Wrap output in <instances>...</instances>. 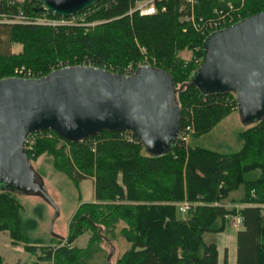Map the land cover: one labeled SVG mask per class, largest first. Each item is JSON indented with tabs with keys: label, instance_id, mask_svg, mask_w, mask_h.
<instances>
[{
	"label": "trees",
	"instance_id": "obj_1",
	"mask_svg": "<svg viewBox=\"0 0 264 264\" xmlns=\"http://www.w3.org/2000/svg\"><path fill=\"white\" fill-rule=\"evenodd\" d=\"M31 1L36 7L26 12L39 14V4ZM136 1L99 0L76 14L84 19L73 25L0 22V79L41 77L62 66L79 64L123 74L126 65L146 56L155 67L169 72L175 87L183 85L176 94L182 124L187 110L194 113V131L188 141L177 140L170 151L152 154L140 141L125 140L122 132L103 130L70 142L45 130L53 137L37 139L33 150L25 153L29 160L48 156L54 170L74 182L94 178L96 202L82 204L80 209L94 231L90 244L117 235L128 243L115 264H218L217 244L204 236L223 232L229 216L241 218L236 264H264V118L236 134L240 147L235 151L194 144L238 110L235 95H205L188 85L203 60L207 35L185 20L190 8L185 0H155L158 10L148 16L128 13ZM227 2L236 9L237 20L264 10V0H196L194 12L213 17L214 9L226 11ZM13 44L21 49L12 52ZM184 50L193 53L190 59L180 56ZM197 58L202 59L198 64ZM182 201L189 202L190 208L185 217H178L176 203ZM226 201L240 207H227ZM22 209L13 192L0 191V231H7L12 242H27V230L36 225L33 219L23 220ZM40 251L50 264H85L89 254L75 246L41 245ZM222 264H227V249Z\"/></svg>",
	"mask_w": 264,
	"mask_h": 264
},
{
	"label": "water",
	"instance_id": "obj_2",
	"mask_svg": "<svg viewBox=\"0 0 264 264\" xmlns=\"http://www.w3.org/2000/svg\"><path fill=\"white\" fill-rule=\"evenodd\" d=\"M34 1L40 11L71 17L99 0ZM203 53L188 85L205 95L234 93L244 124L264 118V10L209 33ZM182 88L175 87L168 71L145 65L132 74L79 64L41 77L1 78L0 169L13 177L26 175L31 162L25 140L45 130L70 142L103 130L127 131L152 154L170 151L182 127L176 99ZM36 193L49 201L42 183ZM112 253L111 248L107 264Z\"/></svg>",
	"mask_w": 264,
	"mask_h": 264
},
{
	"label": "rangeland",
	"instance_id": "obj_3",
	"mask_svg": "<svg viewBox=\"0 0 264 264\" xmlns=\"http://www.w3.org/2000/svg\"><path fill=\"white\" fill-rule=\"evenodd\" d=\"M91 23L95 24V22ZM86 25L88 26L87 23ZM20 49L19 44H13L11 47L12 52H18ZM192 55L193 53L190 50H184L180 53V56L186 60L190 59ZM141 60L143 58L134 64L129 63L123 68V71L134 69V66H138L137 64H140ZM231 113L235 114L234 111H231ZM228 116L208 133L196 138L193 143L220 152L237 150L240 143L237 140L236 131L242 130L245 125L242 121H237L233 117L234 121ZM257 122L258 119H254L246 123V126H253ZM30 162L31 165H26V175L22 177L10 176L0 169V191H9L13 188V193L23 206V220L33 219L36 223L33 228L26 232L29 236L27 242L15 241L12 242L13 245H18L20 250L21 248L25 251V248L33 249L40 254L42 261L46 260L42 257L43 253L39 249L41 245H52L53 248L75 246L82 250L85 249L89 253L85 264H106L112 248L113 253L110 257V264H115L117 259L129 247L128 243L124 238L117 235L116 238H108L109 241L102 240L97 243L93 242V245L90 244L94 231L89 224L86 213L80 209L82 204L96 202L94 199V178L88 177L79 182H74L66 174L54 170L50 158L46 155H41L35 160H30ZM41 183L48 194L49 201L36 193ZM178 203H176L177 216L185 217L187 213L181 212ZM224 205L227 207H240L238 203L231 204L227 201ZM228 218L229 221L226 224L225 231L205 234L204 238L206 241L216 242L222 249L229 247L231 264H235V240L233 235H235L234 227L235 225L239 226V223L236 217L229 216ZM74 227L76 229L73 232ZM78 228L80 230L76 234ZM55 239H60L59 243ZM70 240L72 242L69 243ZM88 248L92 249L89 250ZM17 260L19 263L29 262L27 259Z\"/></svg>",
	"mask_w": 264,
	"mask_h": 264
},
{
	"label": "built area",
	"instance_id": "obj_4",
	"mask_svg": "<svg viewBox=\"0 0 264 264\" xmlns=\"http://www.w3.org/2000/svg\"><path fill=\"white\" fill-rule=\"evenodd\" d=\"M189 5V14L185 17V20L188 21L192 27L199 31L203 35H208L211 32L226 28L231 24L239 21L236 18L237 16L233 15V12L236 10L231 2H227L226 11L214 9L215 15L213 17L204 18L201 15H196L194 12V7L196 5V0H185ZM40 6V5H39ZM14 8V11H11V8ZM36 7L31 0H0V22L5 23H19V24H39L51 27H57L60 25H73L78 23L80 19L83 21L84 16L74 15L71 17H54L51 14H54L48 10H39V14L32 15L26 12L27 8ZM38 7V6H37ZM158 8L155 4V0H137L132 7L129 9V14L136 12L139 16H148L153 15L157 12ZM161 10H165V7L162 6ZM241 20V19H240ZM94 23H91L93 25ZM142 52L145 54L144 48ZM201 58H197L195 63L198 64L201 62ZM154 61L151 62V59L148 57H143L141 63L137 64L139 66H154ZM86 65V64H82ZM134 69L125 71L123 74H132ZM187 117H185L186 123L182 124V127L178 133L177 140L182 142H187L189 137L194 131V113L190 108L187 110ZM124 139L130 143H137L140 141L134 134L131 132L124 131L122 132ZM46 137L52 138L53 135L49 131H38L31 133L27 136L25 140V150L32 151L35 141L39 138ZM176 140V141H177ZM255 197V196H254ZM179 209L182 213H187L190 208V203L187 201H182L178 203ZM237 222L240 224L241 218L236 216Z\"/></svg>",
	"mask_w": 264,
	"mask_h": 264
},
{
	"label": "crops",
	"instance_id": "obj_5",
	"mask_svg": "<svg viewBox=\"0 0 264 264\" xmlns=\"http://www.w3.org/2000/svg\"><path fill=\"white\" fill-rule=\"evenodd\" d=\"M234 112H235V114L231 113L228 117L229 118L231 117L232 119L234 117V119H237V121H241V118H240L238 111L236 110ZM244 125H245V127H247L246 124H244ZM239 131H236V134ZM233 217H236V216H233ZM228 221H229V218H228ZM241 228H242L241 223L239 224V226L235 225V227H234L235 235H233V236H234V240H235L234 241L235 242V264H236V232L238 230H240ZM0 232H1L0 233V257L2 258L3 264H50V262L47 260L42 261L41 258L39 257L40 254L35 252L33 249L30 250L28 248H25L26 249V251H25V250H23V248H21V250H20L18 245H13L12 239L10 238L9 233L7 231H0ZM217 248H218V264H222L223 250L224 249H227V264H231L229 247L228 248L224 247L222 249L220 247V245H217ZM10 252H11V255H10ZM17 253H19V254H17ZM220 254H221V257H220ZM17 259H27L29 262L28 263H19V261Z\"/></svg>",
	"mask_w": 264,
	"mask_h": 264
}]
</instances>
